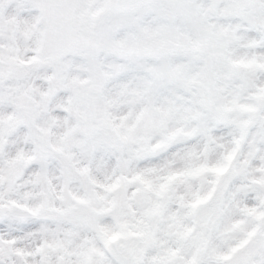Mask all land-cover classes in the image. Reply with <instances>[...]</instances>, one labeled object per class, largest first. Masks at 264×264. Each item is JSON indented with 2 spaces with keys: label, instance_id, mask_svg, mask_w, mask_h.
<instances>
[{
  "label": "snow or ice",
  "instance_id": "6c2138e0",
  "mask_svg": "<svg viewBox=\"0 0 264 264\" xmlns=\"http://www.w3.org/2000/svg\"><path fill=\"white\" fill-rule=\"evenodd\" d=\"M0 264H264V0H0Z\"/></svg>",
  "mask_w": 264,
  "mask_h": 264
}]
</instances>
